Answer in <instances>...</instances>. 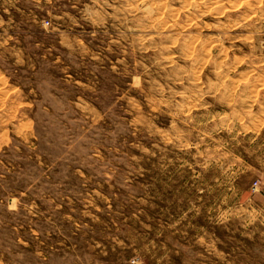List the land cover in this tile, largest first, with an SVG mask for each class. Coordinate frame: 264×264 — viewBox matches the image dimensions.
I'll return each instance as SVG.
<instances>
[{
	"label": "rangeland",
	"instance_id": "374dc122",
	"mask_svg": "<svg viewBox=\"0 0 264 264\" xmlns=\"http://www.w3.org/2000/svg\"><path fill=\"white\" fill-rule=\"evenodd\" d=\"M0 264H264V0H0Z\"/></svg>",
	"mask_w": 264,
	"mask_h": 264
}]
</instances>
